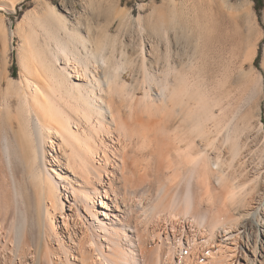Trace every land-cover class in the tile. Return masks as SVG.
Wrapping results in <instances>:
<instances>
[{"label":"bare ground","instance_id":"bare-ground-1","mask_svg":"<svg viewBox=\"0 0 264 264\" xmlns=\"http://www.w3.org/2000/svg\"><path fill=\"white\" fill-rule=\"evenodd\" d=\"M37 21L50 58L27 54L29 66L6 81L0 102V193L13 203L8 219L0 211V232L10 263L233 264L240 218L264 183L260 170L254 180L245 171L242 133L209 125L213 109L186 74L170 77V62L154 76L142 61L138 96L140 84H127L122 59L106 50L107 33L89 47L55 12ZM26 38L30 47L37 40L33 30ZM33 198L39 216L29 226ZM186 218L188 227L179 225ZM257 223L247 239L253 257L243 250L240 264H264Z\"/></svg>","mask_w":264,"mask_h":264},{"label":"rangeland","instance_id":"rangeland-1","mask_svg":"<svg viewBox=\"0 0 264 264\" xmlns=\"http://www.w3.org/2000/svg\"><path fill=\"white\" fill-rule=\"evenodd\" d=\"M258 4L262 5L259 9L256 8ZM53 12L66 24L79 27L81 34L88 38L89 47H94L97 41L101 43L107 33L106 50L122 59V79L129 85L136 81L140 84L138 96L144 94L145 87L142 61L154 76L163 75L167 62L175 66L171 69V78L176 73L186 74L189 86L200 90L204 95H200L201 100L213 109L215 118L209 125H233L231 131L242 133L239 135L247 148L242 150L245 171L252 179L261 171L264 180V0H0V102L6 81L21 79L25 66H29L32 59L31 54L34 57L37 53V58L38 53L44 54L45 60L50 58L48 41L37 19ZM31 30L37 40L30 47L26 35ZM56 30L61 38L65 36L63 29ZM155 92L152 88L153 96ZM145 118L143 115V121L148 117ZM166 125L177 123L170 121ZM258 125H262L261 129ZM219 132L221 140L218 143L222 153L227 155L226 130ZM138 153H131V156L137 158ZM56 169L64 175L63 170ZM0 195V211L6 212L3 218L8 219L13 204L11 195L8 192ZM249 197L250 213L247 218H240V236L233 264L244 262L243 250L253 257L247 244V239L252 244L256 235L250 229L251 222L258 220V226L264 231L261 216L264 183L255 187ZM34 204L36 202L28 214V218L30 215L32 218V221L29 218V226L31 222L35 225L39 216ZM3 212H0V219H3ZM179 221V225L188 227V218ZM223 234L220 230L219 235ZM0 235V264H11V247L4 233ZM261 240L264 248V235L258 233L257 251Z\"/></svg>","mask_w":264,"mask_h":264},{"label":"trees","instance_id":"trees-1","mask_svg":"<svg viewBox=\"0 0 264 264\" xmlns=\"http://www.w3.org/2000/svg\"><path fill=\"white\" fill-rule=\"evenodd\" d=\"M261 6H262L261 4H258V5L256 6V8L259 9ZM258 57H259V56L257 55V56H256V60L258 59Z\"/></svg>","mask_w":264,"mask_h":264}]
</instances>
